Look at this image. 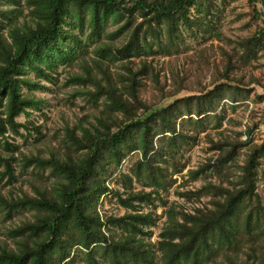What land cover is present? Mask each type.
Wrapping results in <instances>:
<instances>
[{"label":"trees","instance_id":"16d2710c","mask_svg":"<svg viewBox=\"0 0 264 264\" xmlns=\"http://www.w3.org/2000/svg\"><path fill=\"white\" fill-rule=\"evenodd\" d=\"M236 1L0 0V264H264V138L251 137L264 108L245 130L230 116L264 98L250 69L264 0H249L261 24L232 39L219 3ZM215 38L233 43L220 61ZM180 54L197 89L185 67L162 80L159 61ZM70 85L71 107L87 104L51 134L41 94L59 103ZM202 141L212 153L192 167Z\"/></svg>","mask_w":264,"mask_h":264},{"label":"rangeland","instance_id":"374dc122","mask_svg":"<svg viewBox=\"0 0 264 264\" xmlns=\"http://www.w3.org/2000/svg\"><path fill=\"white\" fill-rule=\"evenodd\" d=\"M262 7H264V5H261V9ZM219 8L223 10V22H222V29L225 33L226 36L234 39L236 38L239 34H249L255 31V29L261 24V21H254L253 20V15H254V7L249 3V0H238L236 2H230L227 4H221V2L219 3ZM250 23V24H249ZM84 40L85 42H88L87 37L84 36ZM107 40V39H105ZM189 40V39H188ZM190 41V40H189ZM214 45H215V49H216V54L214 55L215 59H217V61H220L221 59V54H220V50L219 47L217 46L218 43H223L225 44L227 47H230L233 43H230L228 40H219V39H214L213 40ZM196 44V43H195ZM95 45H91L89 46V51L91 52V54H93V49H94ZM193 49H190L189 51V55L192 57L193 56ZM93 56V55H90ZM163 66L165 70L162 71V80L165 79V74H170L171 69L174 67H185L186 69L189 70V72L191 73V86L193 87V89H197V87H199L198 85V74L196 72V63L193 64L190 61V58L186 55V54H180V55H173V56H165L163 57L159 63H158V67ZM253 73L255 75H257V77H264V53L261 54V57L258 61H255L252 65V67L250 68ZM76 70H79L78 67H76ZM58 72H60V74L58 75V82L59 83H63L66 80V77L68 76L67 72L64 70L63 66H60V68L58 69ZM33 76V78L35 77V73L31 74ZM200 78L203 81H207L210 79V74L208 75V77L205 79V76L202 75L200 76ZM45 83H47L48 85L55 87L54 85H52L50 82L45 81ZM72 87H79L78 85H70L68 87H66V92L62 91L60 93V96L65 98L64 100H61L59 103L57 102V98H55V92L49 91V92H43V94H41L42 96H45L48 99V106H46V108H51L52 112H51V117L50 119L46 122V125L50 128V133L53 134L55 132V130L62 128L65 124L66 121H70V122H74L76 120V115H81L80 113V107L79 105H83V104H87L86 101V96L84 95H77L75 97V99H72L73 101H75L78 106L72 108L71 104L69 102V95L71 94L72 91ZM255 88V92L258 95L264 94V89L258 85H254L253 86ZM157 90L155 89V87L153 88L152 83L150 82V86L148 87L147 90H143L142 91V95L148 99H152L153 98V94L156 93ZM256 94L254 93L252 95V97L245 101V102H239L240 104L236 105V112L235 113H230L231 117H235L237 120L239 121H243V123L240 126H235V124L231 125V127L233 129H240V130H245L246 129V125L249 122V117L251 114V110L252 108H256L259 109L260 111L264 108V98L263 99H259L256 98ZM67 98V99H66ZM246 103H248L250 105L249 108H246ZM45 108V109H46ZM36 116H38L37 114L40 113L37 110H35L33 112ZM260 115V114H259ZM261 117L263 118L262 114ZM25 115H21L19 117L20 120H25ZM261 118V119H262ZM41 120H43L41 118ZM247 134H243L242 135V139H245L244 137ZM256 135V141L260 142L262 140V138H264V121L260 123L259 127H257L254 132L252 133L251 137ZM203 137V136H202ZM19 139L22 140V138L19 137ZM208 144L206 141H202L200 142L197 146H195V148L189 152L190 156V165L192 167H196L198 166L201 162L205 161L209 155L212 153L210 151H208ZM245 155H241L240 156V161H243ZM127 161L124 163V167H126ZM186 172V170L184 171V173ZM201 181L197 182L196 184L193 185H200ZM115 185V184H114ZM4 192L5 189H4ZM115 201V200H114ZM106 207H111L112 204H105ZM117 211L119 213H123L124 212V208H119L117 209ZM2 237V236H1ZM68 263V262H67Z\"/></svg>","mask_w":264,"mask_h":264},{"label":"built area","instance_id":"2783aa9c","mask_svg":"<svg viewBox=\"0 0 264 264\" xmlns=\"http://www.w3.org/2000/svg\"><path fill=\"white\" fill-rule=\"evenodd\" d=\"M261 5H264V2H262V3H261ZM261 10H262V12H264V7H262V9H261ZM244 138H245V139H247V138H248V136L246 135Z\"/></svg>","mask_w":264,"mask_h":264}]
</instances>
